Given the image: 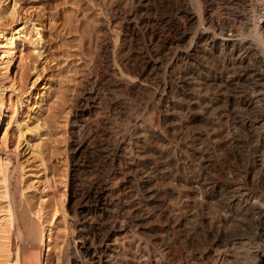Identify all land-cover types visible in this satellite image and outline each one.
I'll list each match as a JSON object with an SVG mask.
<instances>
[{"label":"rangeland","instance_id":"rangeland-1","mask_svg":"<svg viewBox=\"0 0 264 264\" xmlns=\"http://www.w3.org/2000/svg\"><path fill=\"white\" fill-rule=\"evenodd\" d=\"M137 1L135 32L128 25L134 0H6L0 4V28L11 29L16 37L28 33L33 39L39 29L44 38L39 46L20 49L12 62L9 76L15 77V93L6 73L10 62L0 60V97L12 94L13 99L10 111L0 119V157L12 161L8 186L15 212L35 225L38 214L42 215L38 228L50 236L48 247L41 250L44 264H199L198 254L210 247L212 239L244 234V228L250 231L245 229L244 234L248 246L235 251L234 259H239L232 264H256L257 251L264 248L258 213L243 205L221 207L216 204L222 200L216 198L211 204L204 192L192 193L188 186H195L191 179L200 173L208 181L221 183L241 179L253 166L259 174L264 171V162L254 151V138L228 116L229 109L239 108L241 100L252 95L238 77L254 56L240 45L256 41L264 47V0H193L199 12L210 13L203 25L182 12L183 0ZM205 29L217 32V44L207 39ZM22 54L25 60L19 58ZM204 74L212 80L206 82ZM185 76L192 78L186 87L180 82ZM192 90L207 103L211 121L190 117L180 107L175 108V116L166 118L171 101L179 98L187 103ZM240 108L245 119L255 115ZM36 120L41 125L39 135L27 133L21 138L18 123ZM204 124L215 128L216 134L204 140L200 165L188 151L201 142L198 137L207 129ZM154 132L163 137L157 138ZM35 144H39L37 150ZM146 145L164 150L155 157L166 158L169 168H165L171 174L153 173L148 178L143 170L151 165L135 168L140 156L155 152L146 151ZM106 182L118 191L102 209L97 193ZM127 183L135 185V191L125 189ZM169 186L176 194L168 193ZM256 187L264 195V181ZM161 189L168 204L161 200L154 211L152 197L145 199ZM5 195L0 179V214L8 207ZM168 215L173 226L165 232L160 227ZM29 228L21 234L12 228L10 240L20 249L19 264H38V239ZM157 233L178 240L175 261L155 242ZM8 259L3 253L0 264H10Z\"/></svg>","mask_w":264,"mask_h":264},{"label":"bare ground","instance_id":"bare-ground-1","mask_svg":"<svg viewBox=\"0 0 264 264\" xmlns=\"http://www.w3.org/2000/svg\"><path fill=\"white\" fill-rule=\"evenodd\" d=\"M6 0H0V4H4ZM136 1V6H134V8L129 11V16H128V25L132 28V30L135 32V27L137 25V19H138V8L137 6L139 4L137 0H134V2ZM209 1V0H207ZM213 1V0H212ZM114 3V2H113ZM112 3V4H113ZM147 3H149V0H147ZM196 3V2H195ZM194 3L193 0H183L182 2V12L186 13V15L191 19V20H196V21H200L201 23L200 24H204V21L207 20V19H210V13L209 11H202L199 12L198 11V6ZM150 4V3H149ZM3 6V5H2ZM120 6L119 3H116V7ZM127 6V5H126ZM121 7V6H120ZM123 7V6H122ZM150 9V8H149ZM200 9V7H199ZM202 9V8H201ZM259 10V9H258ZM211 12V11H210ZM213 12H211L212 14ZM142 14V13H141ZM214 15V14H212ZM250 15V14H249ZM126 16V15H125ZM183 16V15H182ZM141 17V16H140ZM210 17V18H209ZM209 21V20H207ZM206 21V22H207ZM211 23H213L212 21H210ZM209 22V23H210ZM153 23V22H152ZM210 23V24H211ZM263 23V22H262ZM205 27V26H203ZM207 29L211 28V27H206ZM216 28V27H215ZM264 28V27H263ZM262 28V29H263ZM206 30V29H205ZM18 31V30H17ZM16 31V32H17ZM207 31V30H206ZM20 32V31H19ZM24 32V31H23ZM26 32V31H25ZM216 31L213 30L210 31V32H204L205 33V36L207 37V39H210L214 44H217L218 43V38H217V32L215 33ZM21 33V32H20ZM19 33V34H20ZM35 39L32 38V36L28 33L22 35V36H15V33L11 31V29H8V28H0V60H4V59H8L10 64H9V70L6 71V73L8 74L9 76V71H10V66L12 64V62L14 60L17 59V55H19V51L20 49L22 50V52L26 51L25 49L27 48L28 45H33V46H36V45H40L42 42H43V35L41 33V31L39 29H36V33H35ZM192 49L193 46H191ZM195 47V46H194ZM237 47V46H236ZM240 47H243L244 49H246V51H249V53L254 56V62H250V63H247L246 66L242 69V72H244L243 74H241L238 79L242 80L243 84L249 88V89H252V95L249 97V98H246L244 97V99L241 100L240 104L242 105V108L244 109V111L246 113H251V112H254V116L252 118H248L245 119L244 116H243V113L242 112L243 110H241V105L239 104L238 107L240 108H235V106H233L232 109H229V112L230 114L228 116H232V118L234 119L235 122L233 123H236L238 124L237 126L242 128V129H245L246 131H248L250 133V135L254 138V142H255V153H257V158L260 162H264V107L262 106L264 103H262L261 105H258L257 102L260 104V102L264 101V47L263 45L261 44V42H254V41H245L244 43H242L240 45ZM189 48V47H188ZM239 48V47H238ZM239 50V49H238ZM183 51V50H182ZM187 51V50H186ZM197 51V50H196ZM243 51V50H242ZM195 52V51H193ZM193 52H186L188 55H191L193 54ZM198 52V51H197ZM196 52V53H197ZM235 53V52H234ZM244 53V51L242 52ZM246 53V52H245ZM106 54V53H105ZM181 54V53H180ZM187 55V56H188ZM196 55V54H195ZM241 55V54H239ZM244 55V54H243ZM242 55V56H243ZM246 55V54H245ZM194 56V55H192ZM24 57V54H22L19 58L20 59H23ZM242 58V57H241ZM241 58H238V62H243V59ZM249 58V57H248ZM18 59V60H20ZM187 59V58H186ZM200 59V58H199ZM236 59V58H235ZM251 59V58H250ZM253 59V58H252ZM25 60V58L23 59ZM205 60V59H204ZM249 60V59H248ZM6 61V60H5ZM3 61V62H5ZM135 61V60H134ZM202 61V60H201ZM206 61V60H205ZM236 61V60H234ZM2 62V63H3ZM236 63V62H235ZM18 64V63H17ZM123 64V63H122ZM206 64V63H205ZM244 64V63H243ZM16 65V64H15ZM14 65V66H15ZM238 65V64H236ZM240 65V64H239ZM245 65V64H244ZM201 66V65H200ZM135 67V65H134ZM238 67V66H237ZM145 68V67H144ZM137 69V68H136ZM203 69V68H202ZM206 71V69H205ZM209 72V71H208ZM207 72V73H208ZM200 73V72H199ZM206 73V72H205ZM136 75V74H135ZM205 75V76H204ZM202 76L203 79H205L206 82L212 80V76H207L206 74H204ZM192 76V75H191ZM11 78V76H9ZM188 76H185L180 82H181V85L184 86V85H187L191 80L192 78L191 77H188ZM236 78V77H234ZM228 80V79H227ZM234 80V79H233ZM11 82H12V88H11V93H15L17 92V83H16V80H15V77H12L11 78ZM240 82V81H239ZM190 84V83H189ZM225 84V83H223ZM232 84V83H230ZM236 84V83H235ZM237 84H239L237 82ZM226 85V84H225ZM234 85V84H233ZM207 86V85H206ZM221 86V85H220ZM224 86V85H223ZM229 86V84H228ZM237 86V85H236ZM239 86V85H238ZM243 86V85H242ZM186 87V86H184ZM231 87V86H230ZM220 88V87H219ZM226 88V86H225ZM191 89V88H190ZM188 89V90H190ZM193 89V88H192ZM223 89V88H222ZM227 89V88H226ZM235 89V88H234ZM239 89V88H237ZM243 89V88H242ZM190 92V91H188ZM171 93V92H170ZM224 93V92H223ZM238 93V92H237ZM250 93V92H249ZM199 94V93H198ZM197 94V95H198ZM239 94V93H238ZM251 94V93H250ZM249 94V95H250ZM201 95V94H199ZM198 95V96H199ZM227 95V94H226ZM237 96V95H236ZM241 96V95H240ZM247 96V95H246ZM177 97V96H176ZM232 97V96H231ZM191 98V99H190ZM190 100L185 103L183 101H181L179 98L177 99H174L171 101V105L169 106L166 114H165V117L166 118H170L171 116H175L177 113H176V110L175 108L179 107L181 109H187L189 112H190V117H197V118H203L202 121H207V120H204V119H208L211 121L210 117H209V113H207V108L205 106H207L206 104L204 105L203 102L200 100V97L199 99H197L196 97V92L194 90L191 91L190 93ZM202 98V97H201ZM204 98V97H203ZM235 98V97H234ZM94 99V98H93ZM231 99V98H230ZM186 100V99H185ZM228 100V99H227ZM234 100V99H233ZM232 100V101H233ZM214 101V100H213ZM220 101V100H219ZM230 101V100H229ZM230 101V102H232ZM211 102V101H210ZM235 102V101H234ZM224 103V102H223ZM227 103V102H226ZM12 104H13V99H12V94H10L9 96H6V95H2L0 97V119L3 118V114L5 113L6 110L10 111V108L12 107ZM238 104V103H237ZM223 105V104H222ZM209 106V105H208ZM218 107V106H217ZM222 108V107H221ZM227 108V107H226ZM177 109V110H178ZM186 110V111H187ZM210 110V109H209ZM227 110V109H226ZM184 111V110H183ZM209 112V111H208ZM228 113V112H227ZM189 114V113H188ZM208 116H207V115ZM223 114V113H221ZM245 114V113H244ZM224 115V114H223ZM212 116V115H211ZM214 116V115H213ZM189 117V118H190ZM222 115H220V117H218L219 119H222ZM246 117V116H245ZM226 120V118H225ZM228 120V119H227ZM213 121V119H212ZM216 121V120H215ZM219 121V120H218ZM223 121V120H222ZM221 121V122H222ZM199 122V121H198ZM196 123V122H195ZM200 123V122H199ZM202 123V122H201ZM204 123V122H203ZM214 123V122H212ZM208 124V123H206ZM226 124V123H225ZM205 125V124H204ZM203 125V126H204ZM217 125V124H216ZM219 125V124H218ZM217 125V126H218ZM206 126V125H205ZM208 126H210L208 124ZM224 126V125H223ZM235 126V125H234ZM236 126V128H237ZM207 127V126H206ZM212 127V126H211ZM215 127V126H213ZM222 127V126H220ZM18 128H19V136L21 138H24L26 136L27 133H31V134H35V135H39V131L41 129V125L39 123V120H36V122L34 124H30L28 122L24 123V124H21V123H18ZM204 129V128H203ZM202 129V130H203ZM215 128H209L207 127V129H205L204 132L201 131V129L199 130V132L201 131L202 134L198 137V140H200L201 142L199 143H196V144H193L191 147H189V151L187 149L186 146H183L184 148V151H188L189 153H192V155L194 156L196 162L199 161L200 165L203 163L202 162V157L203 156L202 154L205 152V148L204 147V140L206 138H210L211 136H214L215 133ZM218 130V129H217ZM220 130V129H219ZM222 130V128H221ZM220 130V131H221ZM234 130V129H233ZM257 130H260V131H257ZM170 133V132H169ZM221 135L224 136V133H223V130L220 132ZM235 133V132H234ZM257 133L261 136L263 135V139H261V137H257ZM226 134V133H225ZM157 138H162L163 135L162 133H158L156 134L154 132V134ZM205 137H202L204 136ZM226 137V136H225ZM224 137V138H225ZM228 137V136H227ZM236 137V136H235ZM223 138V137H222ZM223 138V139H224ZM246 139V138H245ZM203 140V141H202ZM207 140V139H206ZM210 140V139H209ZM41 141V140H40ZM169 141V140H168ZM192 141V140H191ZM237 141V140H236ZM252 141V140H251ZM147 142V141H146ZM226 142V141H225ZM247 142V141H246ZM40 143V142H39ZM145 144V143H143ZM147 144V143H146ZM170 144V143H169ZM36 145V144H35ZM33 145L35 147H37L39 144H37L36 146ZM150 145V144H149ZM21 146V143H18L17 145V148L19 149ZM159 146V144H158ZM144 147V146H143ZM147 147V145L145 146ZM149 148V149H148ZM172 148V147H171ZM36 149V148H35ZM33 149V150H35ZM150 149H153L155 152H152L151 153L149 152L148 155H142L138 158L137 162L135 163L136 167L135 168H138V169H145V167L147 165H151L149 169H145V171L143 170V172H145L144 174H146V176H150L152 175L153 173H169L171 174L172 172H168V165L165 166L166 164V158L165 157H158V159H156L155 155L157 154H160L162 155L164 153V150L159 148V147H154V146H150V147H147L146 151H150ZM208 149V148H207ZM37 150V149H36ZM166 150V149H165ZM145 151V152H146ZM182 152V151H181ZM208 152V151H207ZM36 153V152H35ZM147 154V153H146ZM179 156V155H178ZM177 156V157H178ZM205 156V155H204ZM176 158V157H175ZM183 158H185L183 156ZM181 158V159H183ZM188 158V157H187ZM175 160V159H174ZM184 160V159H183ZM193 160V159H192ZM198 160V161H197ZM203 160H205L203 158ZM178 161V159H177ZM186 161V159L184 160ZM171 162V161H170ZM169 162V163H170ZM12 161L9 157H0V179L4 182V185H5V197L7 198V201H8V207L6 209V211L3 212V214H0V256L3 254V253H6L9 257L8 259V262L10 264H19V261H20V249L19 247L15 244L12 243V241L10 240V236H11V233H13V229L12 228H15L16 229V232H20L19 234L24 233L26 230H30V226H32L33 228L31 229L32 232L34 233V235L36 236V238L38 239V245L39 246H35L37 248V252L35 253V255L37 254V261H38V264H44V261H45V256L44 254L41 252L42 250V247L44 246L45 248L48 247L47 245V238L50 237V236H47L45 235V233L43 231H40V227L38 228L39 226V223L41 221V218H42V215L38 214V217H37V224L35 225L32 224V221L31 220H27L25 218L24 215H21L20 217L17 216L16 212H15V208L13 207V204H12V199H10V187L8 186V177L9 176V166L11 165ZM168 163V164H169ZM172 163V162H171ZM177 165V164H175ZM204 166V165H202ZM167 170H166V168ZM171 167V166H170ZM173 167V166H172ZM177 167V166H176ZM175 167V168H176ZM261 167V166H260ZM264 167V165H263ZM136 169V170H138ZM172 169V168H170ZM258 169V168H257ZM257 169L255 166L253 167H250L248 168L244 175L242 176V178L240 179H234V178H231V179H226L224 181H222L221 183L219 182H215V181H208L206 179H204L203 177H201V173L198 175H194L193 176V179L192 180V183L195 185V186H188V187H191L192 189L190 190V192H194L195 193H198L199 191V194L201 192H204L206 194V199L209 198L210 200L208 201H212L211 199H217V202H218V199L222 200V202H218V204L216 205H219V206H225V207H232V206H237V205H243L245 206V209L246 207L248 208H252L251 210L252 211H255L256 213H258V216L260 217V222H259V225H261V231L264 232V195L260 192V190L256 187V185H258V183H260V181L262 182V180L264 181V171L263 173L259 174L257 172ZM173 170V169H172ZM171 170V171H172ZM177 170V169H176ZM175 170V171H176ZM262 170V169H261ZM174 171V170H173ZM174 171V173H175ZM179 171V170H178ZM141 172V171H140ZM142 172V173H143ZM180 172V171H179ZM182 172V171H181ZM180 172V174H181ZM132 173V172H131ZM177 173V172H176ZM175 173V174H176ZM143 175V174H142ZM162 175V174H161ZM173 175V174H172ZM204 175V174H202ZM240 175V174H239ZM238 175V176H239ZM167 176V174H166ZM180 176V175H179ZM182 176V175H181ZM187 177V176H186ZM149 178V177H148ZM155 178V177H154ZM207 178V177H206ZM120 179V178H119ZM213 180V178H212ZM146 184V183H145ZM138 185V184H137ZM125 189H127L128 191L130 192H133L135 191V188L136 186L135 185H129L128 183L127 184H124L123 185ZM176 187V186H175ZM122 189V188H121ZM184 189V188H183ZM264 189V187H263ZM262 189V190H263ZM168 193L169 194H173L176 191L175 188L169 186V189H168ZM118 190L114 187V185H112L111 183H104L103 187L100 189V191L97 193V202H98V206H101L102 209H106L105 206L107 205V199L108 197L111 198L113 197V195L117 192ZM264 191V190H263ZM153 192V193H152ZM188 192V191H187ZM259 192L261 194H259ZM150 196L146 197V201H149V197H152V199L149 201L151 203H153L155 205V207L153 208L154 211L155 210H158V206H161L156 204V203H159L161 200H163L166 204L167 201V197H166V191L164 189H161V190H158V191H151L150 192ZM176 194V193H175ZM198 194V195H199ZM144 195V194H143ZM182 195V194H181ZM204 195V194H203ZM188 197V196H187ZM145 198V197H144ZM172 198V197H171ZM193 198V197H192ZM198 198V197H197ZM170 199V198H169ZM185 199V198H184ZM190 199V198H189ZM171 200V199H170ZM205 200V199H204ZM141 200H138L137 203H140ZM162 201V202H163ZM208 201L205 200V202H207L206 204H209ZM216 201V200H215ZM215 201H212L211 204ZM109 202V201H108ZM161 202V203H162ZM169 202V201H168ZM164 203V205H165ZM171 203V202H170ZM213 203V204H214ZM220 203V204H219ZM198 204V203H196ZM195 204V205H196ZM200 204V203H199ZM188 205V204H187ZM202 205V204H201ZM153 206V205H152ZM166 206V205H165ZM235 206V207H236ZM19 207V206H18ZM135 207V205H134ZM163 207V206H162ZM161 207V208H162ZM218 207V206H217ZM240 207V206H239ZM242 207V206H241ZM160 208V207H159ZM238 208V206H237ZM135 208H132L129 212H128V216L130 217H133V210ZM233 209V208H231ZM164 210V209H163ZM214 210V209H213ZM219 210V209H218ZM224 210V209H223ZM161 211V209H160ZM186 211V210H185ZM188 211V210H187ZM234 211V210H233ZM232 211V212H233ZM62 212L63 214L65 215V211L62 209ZM229 212V211H227ZM237 212V211H236ZM245 212V211H244ZM247 212V211H246ZM254 212V213H255ZM19 213V212H18ZM173 213V212H172ZM185 213V212H184ZM150 214V213H149ZM155 214V213H154ZM165 214V212H164ZM187 214V213H186ZM234 214V213H233ZM184 215V214H182ZM227 216V215H226ZM234 217V215H233ZM232 217V218H233ZM236 217V216H235ZM234 217V218H235ZM239 218V217H238ZM194 219V218H193ZM257 219V218H256ZM176 220V219H175ZM259 220V219H258ZM22 221V222H21ZM166 224H164L162 227H160V230H164L165 232H168V230L172 229V226H173V221L170 219L169 215L167 216V220H166ZM181 221V220H180ZM187 221V220H186ZM194 221V220H193ZM127 222V221H126ZM162 222V221H161ZM182 222V221H181ZM17 223H18V226H17ZM189 223V222H188ZM187 223V224H188ZM176 224V222H175ZM210 224V223H209ZM18 230H17V228ZM161 226V225H160ZM242 229L245 233L244 234H247L246 233V230L248 229ZM251 229V228H249ZM252 230V229H251ZM238 231V230H237ZM241 231V229H240ZM248 232H250L249 230H247ZM163 232V234L165 233ZM262 232V234H264ZM162 233V231H161ZM239 233V232H238ZM233 234V235H228V234H222V236H218V237H215L214 239H212V242L210 241L209 244L210 247L206 250V251H203V252H200L198 254V262L199 264H232L233 261H235L238 257H236L234 259V254H235V251H237L238 253V248H240L239 250L243 249V247H245L246 243H248L246 237L248 236H244V234ZM242 233V232H241ZM261 233V232H260ZM158 234V233H157ZM154 237L155 239V242L156 240L162 245L165 247V250L167 249L168 252H169V259L170 261H175L176 259V256L178 254V250H176V246L178 244V240H169L165 237V235L163 234H160L162 236H160L159 234ZM166 234V233H165ZM249 234V233H248ZM261 234V235H262ZM18 235V234H17ZM135 235V234H134ZM151 235V234H150ZM168 235V234H167ZM250 235V234H249ZM177 236V235H176ZM252 235L249 236V238L251 237ZM16 237V235H15ZM254 237V236H253ZM17 238V237H16ZM50 239V238H49ZM153 239V240H154ZM150 240V239H149ZM154 242V243H155ZM152 243V242H151ZM149 245V244H148ZM147 245V246H148ZM248 246V245H246ZM49 249V248H48ZM178 249V248H177ZM45 250V249H44ZM166 250V251H167ZM246 250V248H245ZM144 251V250H143ZM243 251V250H242ZM34 253V252H33ZM249 253V252H248ZM180 254V253H179ZM240 254V253H239ZM238 254V255H239ZM32 257V256H31ZM178 257V256H177ZM240 257H241V254H240ZM167 258V256H166ZM243 258V257H242ZM239 259V258H238ZM241 259V258H240ZM30 260V259H29ZM158 260V259H157ZM168 260V259H167ZM179 262L181 260L177 259ZM246 261V260H245ZM254 261V260H253ZM238 262V261H237ZM235 262V263H237ZM240 262V260H239ZM244 262V261H243ZM241 263V262H240ZM238 263V264H240ZM181 264H182V261H181ZM243 264V263H242ZM247 264V263H245Z\"/></svg>","mask_w":264,"mask_h":264},{"label":"built area","instance_id":"built-area-1","mask_svg":"<svg viewBox=\"0 0 264 264\" xmlns=\"http://www.w3.org/2000/svg\"><path fill=\"white\" fill-rule=\"evenodd\" d=\"M256 264H264V248L257 251Z\"/></svg>","mask_w":264,"mask_h":264}]
</instances>
